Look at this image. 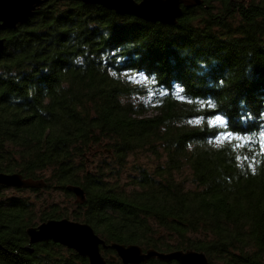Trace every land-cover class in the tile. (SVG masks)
I'll use <instances>...</instances> for the list:
<instances>
[{
    "label": "trees",
    "instance_id": "obj_1",
    "mask_svg": "<svg viewBox=\"0 0 264 264\" xmlns=\"http://www.w3.org/2000/svg\"><path fill=\"white\" fill-rule=\"evenodd\" d=\"M0 38V171L46 182L0 185V264H89L52 241L29 245V227L64 218L91 225L107 245L264 264V0H203L175 26L50 0ZM212 111L226 129L197 122ZM225 130L243 140L215 135ZM100 146L111 162L90 170ZM134 153L158 163L122 182ZM72 185L86 199L70 209L8 193L75 197ZM102 254L123 264L112 248Z\"/></svg>",
    "mask_w": 264,
    "mask_h": 264
},
{
    "label": "water",
    "instance_id": "obj_2",
    "mask_svg": "<svg viewBox=\"0 0 264 264\" xmlns=\"http://www.w3.org/2000/svg\"><path fill=\"white\" fill-rule=\"evenodd\" d=\"M50 0H0V29H15L25 24L33 16L36 9ZM63 1V0H60ZM86 5H100L117 14L131 15L151 23L176 25L183 16L185 8H194L203 4V0H80ZM208 9V7L206 6ZM5 48V40L0 38V57ZM0 185L17 189H40L46 186L44 180L25 178L20 173H4L0 171ZM76 202L83 204L85 191L80 186H68ZM29 245L42 242H54L78 255L87 258L89 264H108L102 254V248H112L123 264H142L150 259L164 262L177 261L180 264H210L204 252L195 250H177L158 252L155 249L144 250L137 244L107 243L87 223L64 219H50L27 229ZM29 250L33 249L27 247Z\"/></svg>",
    "mask_w": 264,
    "mask_h": 264
},
{
    "label": "rangeland",
    "instance_id": "obj_3",
    "mask_svg": "<svg viewBox=\"0 0 264 264\" xmlns=\"http://www.w3.org/2000/svg\"><path fill=\"white\" fill-rule=\"evenodd\" d=\"M234 1L235 4L239 5L240 3L247 4L252 1H260V0H232ZM82 2V1H81ZM85 4V3H84ZM215 13L220 14L217 7L219 5H215ZM237 7V6H236ZM234 8V7H233ZM107 9V8H106ZM109 10V9H108ZM112 11V10H110ZM219 11V12H218ZM114 12V11H113ZM116 13V12H115ZM117 14V13H116ZM121 15V14H119ZM237 14L234 15V17L230 18V21L232 22L233 19L237 18ZM182 18V17H181ZM180 18V19H181ZM179 19V20H180ZM142 20V19H141ZM144 21V20H143ZM147 22V21H145ZM179 22V21H178ZM177 22V23H178ZM151 23V22H148ZM158 23V22H157ZM158 24L164 25V26H175V25H166L161 22ZM134 81H137V77L132 78ZM102 161H108L111 162V156L110 154L105 150V146H100L96 147L91 155L89 156V161H88V169H93L95 166L102 162ZM158 161L156 158H153L151 155L148 153H134L132 154L129 159H128V164L124 170L123 173H121V181L122 182H127L128 181V172H132V169H134L135 166H146V167H153L155 164H157ZM135 172V171H134ZM9 194H12V196H17V197H26L29 198L30 200L33 201H39L41 199H49V200H54L56 203L58 202L61 206L70 209L73 207V203L76 199V197H71L68 196L64 191L55 188V190L52 191H47V192H32V191H25V192H18V191H10L8 192ZM75 196V195H74ZM39 203V202H37ZM79 222V221H78ZM58 244V243H57ZM61 245V244H60ZM63 246V245H62ZM65 247V246H64ZM67 248V247H65ZM71 250V249H70ZM74 251V250H73ZM76 252V251H75ZM77 253V252H76ZM78 254V253H77ZM80 256V255H79Z\"/></svg>",
    "mask_w": 264,
    "mask_h": 264
},
{
    "label": "snow or ice",
    "instance_id": "obj_4",
    "mask_svg": "<svg viewBox=\"0 0 264 264\" xmlns=\"http://www.w3.org/2000/svg\"><path fill=\"white\" fill-rule=\"evenodd\" d=\"M145 79H147V77H145ZM153 82L154 83H157L156 81V78L153 77ZM179 91L182 93L184 91L183 88H180ZM168 93L166 91H161V95H167ZM155 93L149 91V96H154ZM183 99V97H181ZM211 107L215 110V105L212 104ZM207 121L209 126L212 127V128H216V129H220V128H227V125H228V120L225 118V116H222V115H218L216 114L215 111H212L210 112L209 114L207 115H204V116H199L197 117V122L200 123V122H203V121ZM216 136H224L225 138H232V137H235L236 139H240V140H243V137L240 136L239 134L237 133H234V132H231V131H218L217 133H215ZM245 143H247V141H245ZM239 147H244V144H240L238 145Z\"/></svg>",
    "mask_w": 264,
    "mask_h": 264
}]
</instances>
